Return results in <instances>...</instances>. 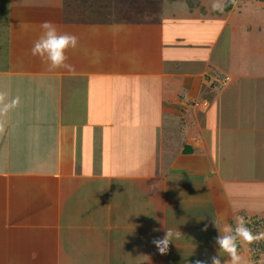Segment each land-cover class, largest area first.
I'll use <instances>...</instances> for the list:
<instances>
[{
    "label": "crops",
    "instance_id": "obj_1",
    "mask_svg": "<svg viewBox=\"0 0 264 264\" xmlns=\"http://www.w3.org/2000/svg\"><path fill=\"white\" fill-rule=\"evenodd\" d=\"M77 1L0 0V92L4 102L20 97L0 114V264H195L218 253L231 264L213 218L235 227L236 216L264 217V152L251 151L264 117L250 124L242 108L228 141L214 121L224 91L209 112L195 109L211 51L203 65L202 52L186 64L177 54L189 47L174 39L184 35L163 15L112 19ZM44 21L78 37L65 67L31 53ZM169 54L179 67H168ZM180 76L188 83L160 96L162 80ZM144 97L167 122L150 125ZM169 227L182 235L161 254L152 240Z\"/></svg>",
    "mask_w": 264,
    "mask_h": 264
},
{
    "label": "rangeland",
    "instance_id": "obj_2",
    "mask_svg": "<svg viewBox=\"0 0 264 264\" xmlns=\"http://www.w3.org/2000/svg\"><path fill=\"white\" fill-rule=\"evenodd\" d=\"M232 1L233 6L230 11L228 13L223 12L220 16L210 14L213 0H201L202 5L208 11L206 15H201L198 11L190 14L184 2L167 4L168 2L164 0L160 2L157 0H151V2H139L136 0H93L89 3L90 9L87 12L94 13V11H98L99 13L101 11L102 16L105 17L106 15H110L112 19L125 18L135 19L136 21H157L161 20L160 16L163 15L166 19L161 20L162 23L165 26L167 24L174 30L175 37L184 35V39L186 40V42L182 40L178 43L180 39L174 38L177 42L175 43L177 46L173 44L176 49L177 47L178 50L179 48L186 49L189 47L187 50L182 51V53L178 51L180 53L177 54L178 59L181 58L186 64L190 63L195 65L193 57L195 55L200 56L202 52L203 65L205 62V54L207 55L211 51L212 58L208 66H206L209 71L205 70L204 73L202 72V98L200 99L207 100L209 105L202 110H199L197 107L195 109L200 111V113L202 111V115L206 110L209 112L214 108L213 105H215V103L213 104L212 95L217 96L224 91L227 99L224 105H221L222 102L220 100L218 101V113L216 112L214 121H216L217 125L223 124L221 127H225L226 139L233 142L236 140L238 132L236 134L231 126L235 125L240 127L241 115L244 114L242 108L247 109L249 106L248 111L244 115H247L245 120L246 122H250V124L264 117V0ZM77 3L76 5H81L84 3V0H78ZM92 13L89 15H93ZM172 14H175V17H172ZM166 34L168 35V32ZM171 42L173 43L174 41L171 39ZM170 45L168 43L167 47ZM173 56L171 55V58ZM197 61L198 59L196 63ZM168 62V67L170 66L175 69L180 66V63L177 62L174 63L172 61L173 63H170V54ZM174 80L175 83H168L165 79L162 80L159 91L160 96H163V92H167L171 86H174V90H177V80H186L188 83L189 78L180 76L176 79L174 78ZM211 80L215 81V84ZM220 81L223 83H219ZM161 86L166 87V89L163 90ZM215 86L219 87L215 90ZM241 95L246 96L244 97L245 101L241 99ZM142 99L143 114L145 112H153L155 114L152 120L150 117L147 118L150 125H156V120L159 123L160 118L161 120L163 119V122L168 121L166 118L169 117H166L165 114H160L162 116L160 117L156 111L155 108L159 107V105L152 107L147 97ZM156 103L154 101V104ZM223 106L224 110H228L224 115H221L220 111ZM170 119L172 120V118ZM260 135H264V132L260 133ZM263 143L264 141L251 151H254L255 154L263 153ZM236 168L239 170L241 165L236 163ZM246 221L247 226L250 223L252 224V227L250 225L248 227L253 233L264 232V217L257 218L254 216L251 219H246ZM257 222L259 223L257 227L260 230L255 228V223ZM237 242L240 247H243V249L240 248L238 250V248L237 250L239 253L244 252L251 264H264V248L259 254L258 259H253L250 248H260V243L264 242V239L254 240L251 246L242 238H238Z\"/></svg>",
    "mask_w": 264,
    "mask_h": 264
},
{
    "label": "clouds",
    "instance_id": "obj_3",
    "mask_svg": "<svg viewBox=\"0 0 264 264\" xmlns=\"http://www.w3.org/2000/svg\"><path fill=\"white\" fill-rule=\"evenodd\" d=\"M224 0H213L212 11L222 12L224 9ZM42 34L34 42L31 49L33 56H39L44 61L50 70L59 67H65L68 59L66 50L75 49L78 45V37L76 35L58 31L57 26L52 21H44L40 25ZM5 93L0 92V114L8 112L10 109L16 108L20 104V97L15 96L10 101L4 102ZM2 127V125H0ZM235 227L231 224L224 223L221 227L216 218H213V224L218 230V235L215 238L216 245L230 257L231 264H240L241 257L237 253V240L242 238L249 244L254 240L264 239V232L253 233L247 226V221L243 216L235 217ZM207 225L205 226L206 229ZM182 233L174 228H166L161 238H154L152 243L156 246L161 254L168 251L170 242L179 238ZM150 257L142 259L139 264L144 261H149ZM195 264H223L221 255L211 256L209 261L197 260Z\"/></svg>",
    "mask_w": 264,
    "mask_h": 264
},
{
    "label": "trees",
    "instance_id": "obj_4",
    "mask_svg": "<svg viewBox=\"0 0 264 264\" xmlns=\"http://www.w3.org/2000/svg\"><path fill=\"white\" fill-rule=\"evenodd\" d=\"M134 1V0H133ZM139 2H151V0H136ZM158 2L162 1V0H157ZM167 1L168 3H173V2H184L187 6V9L189 12H193L195 9H197L198 11H200L202 14L206 15L208 13L207 9L204 7V5L201 4V0H164ZM224 9L222 12H214L210 11V14L212 15H217L220 16L223 12L228 13L230 11V9L233 6V1L232 0H225L224 1ZM256 226L255 228H258L257 226H259V223H255ZM261 225V224H260ZM261 247V246H260Z\"/></svg>",
    "mask_w": 264,
    "mask_h": 264
},
{
    "label": "built area",
    "instance_id": "obj_5",
    "mask_svg": "<svg viewBox=\"0 0 264 264\" xmlns=\"http://www.w3.org/2000/svg\"><path fill=\"white\" fill-rule=\"evenodd\" d=\"M224 79V78H223ZM223 79H221V80H223ZM211 81H213V80H211ZM217 82H218V80H216ZM224 81V80H223ZM212 83V82H211ZM213 83L215 84V81H213ZM219 83H223L222 81H220ZM218 85H220V84H218ZM219 86H215L214 87V89L216 90V88H218ZM200 106L202 107V109H205V108H207L208 107V105H209V102L207 101V100H205V99H203L200 103ZM248 221V220H247ZM252 221V220H251ZM249 223V222H248ZM250 225V227H252V224L250 223L249 224ZM248 225V226H249ZM264 225V224H263ZM262 226V225H261ZM258 230H260L259 228H258ZM254 242V241H253ZM253 242L252 243H250V246L251 245H253ZM260 243V242H259ZM260 245H261V247L259 248V247H250L251 248V254H252V256H253V259H258V256H259V254L262 252V250H263V248H264V242H261L260 243Z\"/></svg>",
    "mask_w": 264,
    "mask_h": 264
}]
</instances>
